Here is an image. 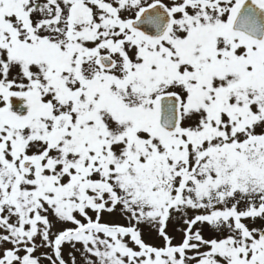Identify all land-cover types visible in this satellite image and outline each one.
Wrapping results in <instances>:
<instances>
[{
	"label": "snow or ice",
	"instance_id": "6c2138e0",
	"mask_svg": "<svg viewBox=\"0 0 264 264\" xmlns=\"http://www.w3.org/2000/svg\"><path fill=\"white\" fill-rule=\"evenodd\" d=\"M0 264H264V0H0Z\"/></svg>",
	"mask_w": 264,
	"mask_h": 264
}]
</instances>
